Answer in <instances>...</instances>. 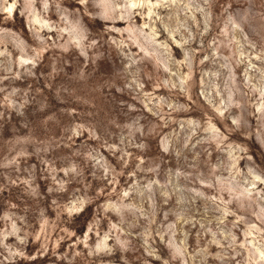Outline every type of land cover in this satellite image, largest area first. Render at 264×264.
<instances>
[{
  "label": "rangeland",
  "instance_id": "obj_1",
  "mask_svg": "<svg viewBox=\"0 0 264 264\" xmlns=\"http://www.w3.org/2000/svg\"><path fill=\"white\" fill-rule=\"evenodd\" d=\"M0 264H264V0H0Z\"/></svg>",
  "mask_w": 264,
  "mask_h": 264
},
{
  "label": "bare ground",
  "instance_id": "obj_2",
  "mask_svg": "<svg viewBox=\"0 0 264 264\" xmlns=\"http://www.w3.org/2000/svg\"><path fill=\"white\" fill-rule=\"evenodd\" d=\"M13 7L14 6H12V3L11 4H9V6L8 7H6V9L8 10V12H12V9H13ZM118 23H119V21H118ZM254 184V183H253ZM256 249V248H255ZM260 250V249H259ZM258 250V254H261V251H259ZM256 255H257V253H256ZM260 256V255H259ZM257 262V261H256Z\"/></svg>",
  "mask_w": 264,
  "mask_h": 264
}]
</instances>
